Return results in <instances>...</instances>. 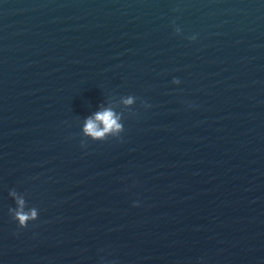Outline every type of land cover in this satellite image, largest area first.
<instances>
[{
    "label": "water",
    "instance_id": "obj_1",
    "mask_svg": "<svg viewBox=\"0 0 264 264\" xmlns=\"http://www.w3.org/2000/svg\"><path fill=\"white\" fill-rule=\"evenodd\" d=\"M0 264H264V0H0Z\"/></svg>",
    "mask_w": 264,
    "mask_h": 264
},
{
    "label": "clouds",
    "instance_id": "obj_2",
    "mask_svg": "<svg viewBox=\"0 0 264 264\" xmlns=\"http://www.w3.org/2000/svg\"><path fill=\"white\" fill-rule=\"evenodd\" d=\"M176 32H180V29L177 28ZM195 39V37H191ZM173 83H179V80L174 79ZM126 104L132 103V98L129 97L125 100ZM119 117L112 110H104L95 114L94 118H89L86 121L85 133L92 136L93 138H103L105 134L116 132L119 133L123 130V125L119 123ZM100 125H103L101 128ZM18 205L20 206L15 213V219L19 221V226L26 227L28 221L36 220L37 211L36 209H31L28 212L23 210L24 201L18 200Z\"/></svg>",
    "mask_w": 264,
    "mask_h": 264
}]
</instances>
